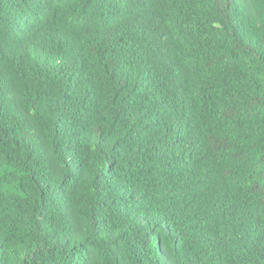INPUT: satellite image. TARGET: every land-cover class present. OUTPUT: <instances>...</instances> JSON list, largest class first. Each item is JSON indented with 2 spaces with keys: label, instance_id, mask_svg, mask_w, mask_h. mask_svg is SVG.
<instances>
[{
  "label": "trees",
  "instance_id": "trees-1",
  "mask_svg": "<svg viewBox=\"0 0 264 264\" xmlns=\"http://www.w3.org/2000/svg\"><path fill=\"white\" fill-rule=\"evenodd\" d=\"M0 264H264V0H0Z\"/></svg>",
  "mask_w": 264,
  "mask_h": 264
}]
</instances>
